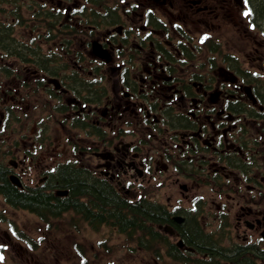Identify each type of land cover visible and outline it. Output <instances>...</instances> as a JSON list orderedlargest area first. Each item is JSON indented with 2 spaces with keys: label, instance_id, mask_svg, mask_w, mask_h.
Listing matches in <instances>:
<instances>
[{
  "label": "flooded vegetation",
  "instance_id": "af4514ba",
  "mask_svg": "<svg viewBox=\"0 0 264 264\" xmlns=\"http://www.w3.org/2000/svg\"><path fill=\"white\" fill-rule=\"evenodd\" d=\"M37 1L48 6L47 0ZM54 3L56 7L50 8H71L67 0H54ZM107 7L115 8V16L110 14L100 24L96 39L105 51L100 63L105 66L103 78L110 80L111 90L106 85L84 96L65 89L51 92L61 99L64 96L63 107L68 109V118L80 116L102 130L101 140L89 148L93 167L83 171L101 180L115 179L124 186L139 181L130 168L140 167L136 173L146 177L157 172L163 166H159L153 153L141 152L144 145L140 141L144 140L137 137L138 134L152 144L159 141L168 146L181 141L189 148L183 158L190 162L198 159V151L214 153L217 164L218 153H225L230 147L237 150L233 139H238L234 118H237L235 98H242L239 83L230 76L228 64L219 68L217 53L213 52L218 41L205 35L224 30V27L232 30L230 40H234L236 33L246 34L249 5L241 0H111ZM197 32L200 35H196ZM253 52L246 55L247 63L253 66L249 58L256 53L252 59L258 62L261 70L264 55L258 54L256 47ZM228 58H223L224 63ZM256 95L264 109V90ZM257 117L259 120L250 118L251 124L258 125L255 132H248L244 135L246 139L243 138L250 144L245 146L250 153L264 152V140L262 147L250 143L256 133L264 135V117ZM22 159L28 160H19L14 166L22 165L18 173L23 190L34 188L43 193L49 187L60 185V181L42 167L40 158L35 163L30 156ZM218 169L224 170L222 166ZM33 180L42 184L36 186L34 183L31 187L29 183ZM51 196L69 199L70 204L76 199L74 196ZM224 198L221 214L231 206V198ZM67 206L54 212L31 209L28 217L21 220L23 232L30 222L38 221L35 234L45 246L41 249L43 259L35 264H60L55 256V239L51 237L67 232L63 223L56 221L62 220ZM89 214L92 213H78L91 225L84 216ZM235 217L236 228L248 229L249 235L241 230L243 240L264 244L260 237L264 232V202L253 208L239 206Z\"/></svg>",
  "mask_w": 264,
  "mask_h": 264
},
{
  "label": "rangeland",
  "instance_id": "374dc122",
  "mask_svg": "<svg viewBox=\"0 0 264 264\" xmlns=\"http://www.w3.org/2000/svg\"><path fill=\"white\" fill-rule=\"evenodd\" d=\"M47 1H48V6L44 4L46 7L49 8L52 6L56 7L54 5L55 4L54 0H47ZM106 2L107 5H110L111 0L110 1L106 0ZM67 3L78 4V0H67ZM64 4L66 3H63V5ZM79 4H82L81 1H79ZM5 6L6 8H9L8 5ZM86 7H91V6H86ZM50 9L52 11H56V9H52V8ZM60 10L63 13L62 15L64 16L65 8H62ZM118 11L120 12L119 9ZM73 16L74 15L67 17L66 21L76 20V18H73ZM259 20L261 22V25L264 27V22L260 18ZM66 24L67 22L59 21L58 25L60 28H62L60 31H58L59 34L66 33V31L64 30ZM27 31L28 29L22 26L21 32L23 38H25L26 34L28 33ZM60 40H61V36L55 37L54 44H59ZM74 45H76V43L74 44V42H71L70 47H73ZM89 60H91V57L86 55V57L83 60V63L87 64ZM69 63L71 65L69 70H71L75 62L73 59H71ZM86 64L84 65L82 64L84 70ZM87 65L89 66L92 64H87ZM103 67L105 70V66ZM101 72H103V70H101ZM84 73L88 78L89 77L88 72L86 73L84 71ZM82 75L84 76L83 72ZM106 75L108 76V72H106ZM97 77L98 79H100L99 76ZM100 80L101 83L107 85V89L110 91L111 90L110 80L107 81L106 78H102ZM8 86L11 87L14 92H16L15 90H17L19 86H18V81L16 80L15 77L0 78V103L3 96L5 100L4 108L5 110H8L10 112L8 119L11 121V122H6V128L8 124L10 126L8 127L9 130H7L10 131L8 132L10 134L7 137H6V131L4 129L3 131H0V146L3 145V147L1 148L2 151L5 152V149H7L8 144L11 145V147L8 148V151L13 152L20 148L23 149L28 148V145L30 143L31 144L34 143L37 145L38 158H41L42 156L47 163L53 164L54 163L53 161H61V160L64 161L67 158L76 159V157H78L82 162V164L84 165L89 164L90 167H93V162H91L90 160L89 153L84 152L82 154H78L79 151L80 152L84 151L83 150L84 148L93 145L92 143L94 142L93 135L91 138L87 135H84V133L82 132V135L80 136V138H78L76 136L78 134L77 133L78 130L70 128L69 122L64 117V115L53 114L52 117L48 118L46 117V114H48V112L47 111L44 112L45 109L33 106L36 100L46 101V95L44 94L43 97V91L34 90L33 89L34 85L28 87L30 88L29 90H27L28 92L23 91L24 90L23 89L22 91H20V93L16 92V94L14 93L12 95L11 93L9 94V92L7 91ZM16 97L22 98V100L20 101L21 103L18 102ZM56 97L59 98L58 96ZM63 98L64 96L62 95V99L61 98L60 99L64 101ZM49 100L53 102L52 99ZM1 112L2 111L0 110V113ZM39 123L44 128L42 134H40V137L38 135L39 132L37 128ZM137 137L144 140L141 141V144L144 145L141 152L143 153L150 152L153 154L160 153L161 149L157 145L145 141V138L140 134H138ZM112 142H114V140H112ZM70 144L76 145L75 150L70 151V147H69ZM3 159L8 161L10 157L7 154H5V156H3ZM59 187L61 186L59 185ZM140 190L141 192L139 193H142L148 197L150 196L158 197V200L162 202H165L171 193L178 195L177 187L171 186V183H164L162 187H158L156 186V184H151L149 186L142 187ZM202 193L204 195H208V190L203 188ZM164 197H166V199ZM1 199L2 198L0 196V201ZM0 206L3 207V208L0 207L1 211H3L4 209L7 210L8 206H5L3 203H0ZM17 215L21 216V213L17 212ZM210 222L211 224L208 222L210 226L209 230H217L218 228L217 224L219 222L217 220L216 221L211 220ZM104 238H105L104 244H102L99 247H94V243L96 240L104 239ZM75 242L79 245L77 240H75ZM88 246H90L91 257L94 256L95 258L96 261L94 262L95 264H103L104 261H107V263L110 262L111 264H178L167 258L165 254L163 256L162 251H160L161 253L160 259L156 260L153 252L147 253V250L137 246L134 240H129L128 237L126 238L125 235L118 233L117 231H115L110 227H106L101 233L91 232L88 235Z\"/></svg>",
  "mask_w": 264,
  "mask_h": 264
},
{
  "label": "trees",
  "instance_id": "16d2710c",
  "mask_svg": "<svg viewBox=\"0 0 264 264\" xmlns=\"http://www.w3.org/2000/svg\"><path fill=\"white\" fill-rule=\"evenodd\" d=\"M257 15L264 22V0L258 1ZM60 180V186L66 188L69 191L70 196L77 197L78 195L85 200L84 203L78 202L76 199L72 204H70L69 199H57L51 196V194H43L38 191H30L28 194L20 193L16 191L7 180L4 178V173L0 169V190H10L11 197L9 198L11 202H16L27 206L30 209L36 210H50L55 211L57 208L69 206L72 207H81L82 209L87 208V211L94 214L98 218H110L114 221H117L122 230H125L128 227H136L144 223L142 218L149 217L150 220L162 218L163 212L156 213L153 209L150 208V205H141L138 207V204L134 205V209L131 211L123 212L118 208V204L124 203L108 185H103L101 182H91L87 183V179L82 175L81 171L68 169L67 167L61 168V171L58 175ZM137 209L140 211L138 212ZM86 210V209H85ZM123 225V226H122ZM186 233V239L191 244L195 245L198 248H202L205 252H208L213 257L212 247L208 243L207 235L203 234L200 229L196 226L194 221H190L186 227H184ZM203 251V252H204ZM220 256L226 253L224 250H220ZM226 260V258H223ZM227 262H230L226 260ZM205 264V263H201ZM208 264V263H207ZM239 264V263H235ZM241 264H255L250 259L245 260ZM264 264V263H263Z\"/></svg>",
  "mask_w": 264,
  "mask_h": 264
}]
</instances>
